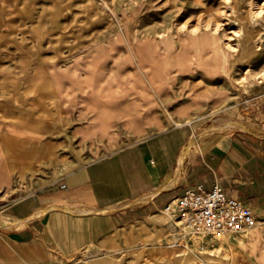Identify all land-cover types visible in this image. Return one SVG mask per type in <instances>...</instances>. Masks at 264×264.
I'll return each mask as SVG.
<instances>
[{
    "label": "rangeland",
    "instance_id": "rangeland-1",
    "mask_svg": "<svg viewBox=\"0 0 264 264\" xmlns=\"http://www.w3.org/2000/svg\"><path fill=\"white\" fill-rule=\"evenodd\" d=\"M223 4V0H0V104L3 110L8 112V109H13L14 113H18L15 111L17 110L22 114L24 110L34 109L37 115L42 116L43 124L50 127L52 118L49 111L53 108V102L58 101V124L54 120L53 124H57L59 132L57 137L60 140L62 169L54 170L53 164H48L43 172L46 173V179L56 178L58 173H65L71 167L102 152L88 147L87 142L81 141L76 131L80 124L92 121L90 118L96 113L97 105L104 104V117L108 118L106 129L112 127L115 131H125L126 124L129 123H136L138 129H141L144 122L153 120L154 128L157 129L172 121L174 111L179 107H187L193 112L189 119L194 120L197 137L216 132H232L239 128H253L252 115L258 111H261V114L256 115L258 119L264 118V28L261 26L262 30L258 33L262 38L260 48L256 50L258 54H250L243 36L252 29L243 31L235 13L230 18L232 21L228 26L231 28L228 30L240 28L242 34L231 41L234 48L228 56V72L207 74L201 68L186 72L173 68L174 77L170 85L160 92L154 89L145 74L139 73L148 88L145 96L141 97L135 89V83L130 87L135 80L132 75L136 66L129 60L122 62L121 67L114 62L115 59L129 58L128 51L131 49L128 45L134 39H140L142 43L147 41L152 48L162 47L166 37H169L167 28L181 23L191 27L201 24L210 15L216 16ZM246 7L245 3L241 10H246ZM228 30H208L206 34L223 43L224 33ZM176 39L173 38L174 44ZM182 43L183 41H177L178 47ZM184 44L191 53L202 48L200 43L189 37ZM102 53L108 54L104 57L106 60L103 58L104 62L98 63L101 71L99 81L105 85L106 97L91 99L88 97V87H80L79 90L85 97L75 105H63L59 100V92L55 93L48 83L51 79L46 67L53 64L55 76L65 80V85L72 86L77 82L84 86L86 83L82 80L89 69V59ZM203 53L207 56L211 51L207 49ZM248 65L252 72L246 71ZM31 66H37L40 70L39 77H34V80L29 74L26 75L29 68L32 69ZM75 76L77 78L74 80ZM33 82H39L36 85L42 89L41 92L32 91ZM112 89L120 94L117 97L116 94L114 97L110 96ZM121 89L124 90L121 92ZM34 95L40 97L29 101V96ZM67 107L71 111L66 110ZM169 114L172 119L168 122ZM121 115H126L122 121H128L113 125L116 117ZM49 127L43 129L45 139L52 137ZM123 136L125 134L122 138ZM124 142L122 140L120 144ZM45 155V162L53 161L52 153ZM39 173L41 171L38 175ZM36 186L37 184L30 188L16 187L6 195L7 188L0 185V197L4 194L5 198L14 199ZM65 212L68 213L66 236L70 242L65 244L66 247L52 249L48 260L35 264H235V255L242 251L245 253L246 246L259 245L264 248V216H257V229L251 231L255 228L253 227L246 233H241L243 236L240 242L227 240L229 235L219 239L212 238L215 245L202 251L200 247L206 242V238L201 234H181L180 241L186 247H195L190 250L168 246L170 242L166 238L167 231L164 230L156 242L145 239L141 245L131 242L132 244H121L113 249L105 245L94 248L89 246L76 253L72 240L74 230L78 228L82 218L72 209L65 208ZM159 217L174 218V214H166L162 209ZM118 241L121 243L120 239ZM138 247L139 250L136 249Z\"/></svg>",
    "mask_w": 264,
    "mask_h": 264
},
{
    "label": "crops",
    "instance_id": "crops-1",
    "mask_svg": "<svg viewBox=\"0 0 264 264\" xmlns=\"http://www.w3.org/2000/svg\"><path fill=\"white\" fill-rule=\"evenodd\" d=\"M31 68L26 75L34 80L40 70ZM46 68L51 79L48 83L55 93L59 92L63 105H75L85 97L79 89L86 85L76 82L67 86L65 80L55 76L53 64ZM33 83L32 91L41 92L36 85L39 82ZM40 95L29 96V101ZM103 106L97 105L92 121L76 130L88 147L102 152L47 180L43 172L48 164L52 163L54 170L62 169L58 101L49 111L50 127L34 109L22 114L13 109L7 112L0 104V185L7 188V195L14 191L10 189L37 184L14 199L4 194L0 197V264H35L48 260L52 249L66 247L70 241L65 208L82 218L72 240L76 253L89 246L113 249L131 242L141 245L145 239L156 242L164 230L168 246L188 248L180 241L182 233L174 218L159 215L166 203L176 201L196 184L208 188L218 183L252 207L256 217L264 216V118L256 116L261 111L252 115L253 128L197 137L194 120L189 119L193 112L187 107L177 108L173 119L167 116L168 122L172 121L157 129L153 120L144 122L141 129L129 123L125 131H115L106 129L108 118L104 117ZM66 110L71 111L68 107ZM125 116H117L113 125L128 121H122ZM46 127L50 128V139H45ZM122 140L124 144H120ZM49 153L53 161L45 162ZM39 171L42 174L38 175ZM254 229L257 227L251 231ZM242 236L229 235L226 239L240 242ZM205 240L201 251L215 245L211 237ZM263 252L259 245L246 246L245 253L235 255V264H264Z\"/></svg>",
    "mask_w": 264,
    "mask_h": 264
},
{
    "label": "bare ground",
    "instance_id": "bare-ground-1",
    "mask_svg": "<svg viewBox=\"0 0 264 264\" xmlns=\"http://www.w3.org/2000/svg\"><path fill=\"white\" fill-rule=\"evenodd\" d=\"M223 3V6L218 9V13L216 16L213 17V15H210L205 20H202L201 24H197L191 27L186 23H181L174 27L170 26L169 28H167L166 32L169 37H166L162 47L158 48L157 46H155V48H152L149 47L147 41L142 43L140 39H134L132 44L130 43L128 45L129 49H131V51H128L129 58L127 57V60L115 59L114 61L115 64L120 67L122 66V62L125 63L128 60L130 63H133L136 66V71L132 75L133 79L135 80L130 87H133L135 83V89L138 95L141 97H144L145 93L148 92L145 81L139 73L145 74L147 78L152 82L154 89L160 92L170 85L174 77V73L172 72L173 68L181 72H186L194 68H201L202 71H204L203 73L207 74L228 72V56L231 54L230 50L234 48L231 41L235 36L242 34L240 28L237 30L232 29V31L228 30L231 28L228 25L231 23L232 20L230 18L232 15H234V13L237 15L236 20L243 31H247V28L252 29L251 32H248L247 34H245V36H243V39L246 46H249L248 48L250 50V54H256V50L260 48L262 39L258 36V33L261 32L262 27L264 28V0H234L233 2L232 0H223ZM245 3L247 6L245 8L246 10L242 11L241 8ZM219 29L225 31L228 30L224 33L225 42L223 43H220L219 41L218 43L215 38L211 37L209 34H206L208 30L216 32L219 31ZM174 37L177 38L175 44L173 40ZM188 37L196 40V43H200L202 48L197 49L196 52L191 53L187 45L184 44L186 38ZM177 41H183V43L179 45L180 47H178ZM222 44L224 45L222 46ZM207 49L211 51V54L205 56L203 51ZM107 55L103 53L101 55L97 54L96 56H94V58L91 56V59H89L90 64L87 65L89 69L87 70L86 76L84 77L85 79L82 81H84L86 83V86L89 87V94L91 95V97H105V85L99 81L101 71L98 63L104 62L107 59H105L104 57H107ZM246 71L252 72V69L249 65ZM73 78L75 80L77 77L75 76ZM113 90L114 89L110 91V96L114 97V94H116L117 97V95H119L120 93L117 94L115 93L116 91L114 92ZM123 90L121 89V92ZM132 92L130 91V93ZM183 155L184 154H182L181 157H183Z\"/></svg>",
    "mask_w": 264,
    "mask_h": 264
},
{
    "label": "built area",
    "instance_id": "built-area-1",
    "mask_svg": "<svg viewBox=\"0 0 264 264\" xmlns=\"http://www.w3.org/2000/svg\"><path fill=\"white\" fill-rule=\"evenodd\" d=\"M162 209L166 214H174L176 224L186 236L201 234L205 238L219 239L241 235L256 225L252 207L218 183L208 188L202 184L192 185Z\"/></svg>",
    "mask_w": 264,
    "mask_h": 264
}]
</instances>
